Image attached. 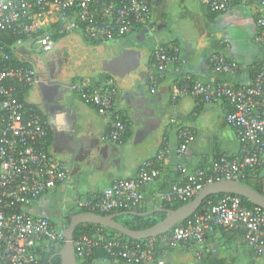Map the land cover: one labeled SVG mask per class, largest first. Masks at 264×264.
<instances>
[{"label":"built area","instance_id":"built-area-1","mask_svg":"<svg viewBox=\"0 0 264 264\" xmlns=\"http://www.w3.org/2000/svg\"><path fill=\"white\" fill-rule=\"evenodd\" d=\"M233 1L253 3L260 7L257 17L258 33L255 40L264 45V0H203L212 12L226 11ZM152 0H0V264H40L37 252L61 248L66 241L63 229L47 218L31 215L29 206L49 193L56 185L66 182L72 169L50 151L51 124L45 114L21 91L38 82L35 69L38 53L48 54L57 44L49 28L56 26L61 34L79 31L87 42L105 43L129 34L133 28L145 25L151 17ZM39 33L40 31H42ZM15 37L9 42V36ZM9 43H8V42ZM14 56L32 64L14 66ZM156 74L151 77L152 89L165 76L166 70L178 61L176 54L163 46L153 51ZM210 67L216 72L237 73L242 66L221 53L211 54ZM69 90L86 104L107 118L101 139L120 143L127 133L125 120L114 109L117 89L110 79L95 84L77 80ZM190 95L200 104L225 101L231 106L226 114L239 141L236 156H222L202 167L190 170L178 166L180 182L169 190L152 195L153 203L192 200L206 184L220 181H240L248 170L264 169V50L263 58L249 84L202 81H184L172 94ZM188 127L177 133L176 155L181 158L194 140ZM169 153L166 147L156 155L162 162ZM161 171L156 161H144L132 178H118L76 206L85 211L110 212L145 204L142 191L155 181ZM218 226L241 227L243 240L255 256L264 254V209L248 208L237 195L224 194L210 207L187 220L174 225L159 239L161 247L176 248L189 243V250L197 259L202 256L207 236ZM103 229H98L100 233ZM76 264H162L154 243L124 241L95 234H80L73 238ZM101 245L109 257L87 261L86 255ZM60 250V249H59Z\"/></svg>","mask_w":264,"mask_h":264},{"label":"crops","instance_id":"crops-1","mask_svg":"<svg viewBox=\"0 0 264 264\" xmlns=\"http://www.w3.org/2000/svg\"><path fill=\"white\" fill-rule=\"evenodd\" d=\"M260 11L258 5L241 1H233L226 11L216 13L210 11L203 0H152L151 17L147 24L133 28L123 37L97 43L103 45L102 48L81 47L77 37H70L69 45L71 41L75 42V47L82 53L78 52L69 65H64V81L70 84L85 80L84 82L92 85L106 78L110 79L117 89L114 109L127 120L128 133L120 143H106L101 139L106 130V117L71 91L59 97L53 96L54 110L51 113H62L63 117L59 124L60 135H56V121L45 114L51 124L50 151L62 159L72 172L66 182L56 185L29 206L28 212L47 218L58 228L66 226L67 216L77 207L78 200H86L103 191L115 179L134 177L140 165L147 160L156 161L161 166L155 181L142 190L147 197L145 204H150L149 198L152 195L167 191L180 182L179 165L193 170L211 163L220 155L236 156L240 144L234 129L225 119L231 110L230 105L225 101L200 104L190 95L178 96L172 100V94L184 81L199 80L210 85L218 82L235 85L251 83L254 68L263 58L264 45L255 40ZM109 42L111 45L107 50L106 44ZM160 45L176 54L178 61L166 70L164 78L152 89L151 77L156 74L153 51ZM129 50L135 52L125 58L126 62L130 59L134 61L129 62L132 65L130 69L119 68V63L106 69V64L110 66L118 55ZM214 53H221L237 62L242 70L233 74L214 71L208 63L209 56ZM88 62L95 66L89 68L86 65ZM37 74V84L29 88L25 95L36 106L41 99L42 86L48 83L44 72ZM29 92H32V98L29 97ZM63 103L67 106L62 110L60 106ZM147 104L153 110L149 117L142 113L144 109H138V105L144 108ZM71 110H74V115L70 114ZM87 111L93 113L88 114ZM67 112H70L69 116ZM70 115L77 116L78 135L75 138H97L100 144L96 151L105 155L89 162L87 167L93 170V176L105 174L107 183L100 187L90 184L83 195L80 194L78 183L87 167L78 163L71 166L67 152L73 141L70 138L73 131L70 132L67 120ZM183 127L192 129L195 137L188 144L185 154L178 158L177 133ZM166 147L169 153L162 162H158L156 155ZM262 172L264 173V169ZM69 189L76 196L72 199L70 208L64 205L61 207L63 215L59 217L53 209V199L60 196L68 200L66 195ZM242 232L241 227H236L233 232L216 229L210 233L203 246V261L184 246L164 252L160 259L162 264L168 261L170 264H253L256 257L245 249ZM96 264L104 263L98 261Z\"/></svg>","mask_w":264,"mask_h":264},{"label":"water","instance_id":"water-1","mask_svg":"<svg viewBox=\"0 0 264 264\" xmlns=\"http://www.w3.org/2000/svg\"><path fill=\"white\" fill-rule=\"evenodd\" d=\"M134 53L135 52L131 50L123 51L113 60L110 66L107 64L105 65L106 69L108 70L115 63L121 64V66L118 65V67L121 69L122 68L130 69L132 65H130L129 62L131 61L133 63L134 61L133 59H130V61L126 62L127 59L125 60V58L128 55H133ZM58 84L62 85L61 80H58ZM66 106L67 104L63 103L61 104L60 108L62 110L66 109ZM138 109L140 110L144 109L142 113L146 117L152 116L153 110L149 108L148 104L144 108L138 105ZM68 113L70 112H67V116H69ZM70 114L74 115V110H71ZM62 117H63L62 113L61 114L51 113L50 119L55 120L57 124L56 128L58 132L56 133V135H60L59 124L61 122ZM71 125L72 126L70 127V132L71 131L73 132L70 134V138H73V141H71L72 143L71 148L67 151L70 156V160H69L70 165L73 166L75 163H78L86 167V165L89 164L88 161H90L87 159H93V157H95L94 152L96 151L100 142L97 138H94L95 143L94 145L91 146L92 148L90 149L89 147H86L85 145H83L81 138L79 137L75 138V136L78 135L77 121L74 124L72 123ZM88 149H89L88 155L80 158L79 155L83 154L82 151ZM83 173L85 172L83 171ZM215 194L237 195L239 197H243L249 200L255 206H259L264 209V196L262 194L253 190L251 187L241 183L240 181L220 180L206 184L199 190L198 194L192 200L186 202L185 204H183L182 206L176 209H163L160 207H156L154 209L147 210L144 212L128 211V212H117V213H111L105 215L91 211H78L76 213L70 214L68 224L63 229V233L66 241L55 255H58L60 257V264H76V255L73 245V238H74V230L80 224L91 223V224H98L100 226L107 227L110 229H115L121 232L122 234H124L125 236H127L128 238L134 240L153 238L166 233L175 224H177L182 220L187 219L189 216H191L197 211V209L200 207L203 200L207 196L215 195ZM155 212H164L165 217L160 221H158L157 223H155L154 225L142 230L129 229L114 219L115 216H118L123 213L148 216Z\"/></svg>","mask_w":264,"mask_h":264},{"label":"trees","instance_id":"trees-1","mask_svg":"<svg viewBox=\"0 0 264 264\" xmlns=\"http://www.w3.org/2000/svg\"><path fill=\"white\" fill-rule=\"evenodd\" d=\"M48 31L52 32V39L54 40V42H58L63 37H65V34H61V33L57 32L56 26H54L52 28H49ZM41 32H43V30L40 31L39 33H41ZM15 39L16 38L13 37V35L12 36L10 35L8 41L9 42H14ZM10 54L12 55V58H11V64L12 65H14V66H28V67H32L31 63L26 62V61L18 60L14 56L13 52H11V50H10ZM258 66H259V62L256 64V66L254 68V72L255 73L257 71ZM255 73H254V75H255ZM81 81H85V80H81ZM92 83H93V81H92ZM26 91L27 90L21 91V93H20L21 97L26 93ZM120 117H122V116H120ZM122 118L125 120V122L127 124V120L124 117H122ZM127 133H128V125H127ZM127 133H126L125 137L127 136ZM220 157H222V156L221 155L217 156L215 158V160L219 159ZM229 157H233V156H229ZM262 170L261 169L248 170L247 173L245 174V176L240 179V182L245 184V185H247V186H249V187H251L253 190L257 191L258 193H260V194H262L264 196V173L262 172ZM101 193H102V191L98 192L97 194L99 195ZM223 195L224 194H215V195L207 196L203 200L202 204L200 205V207L197 209V211L194 214L189 216L187 219L178 222L175 225H184V224H186L187 220L191 219L196 214L207 210L210 207V203L216 202V200L218 198L222 197ZM240 198H241L242 204L244 206H246L248 208H252V207L255 206L249 200H247V199H245L243 197H240ZM185 203L186 202H183V201L161 202V203H153V202H151L150 204H139L137 206L130 207V208H118V209H114V210H112L110 212H98V211H95V212L105 215V214H111V213H117V212H128V211L144 212V211H147V210L154 209L156 207H160V208H163V209H176V208L182 206ZM77 209L79 211H85L82 208H77ZM69 216H70V214L67 216V221H66L65 225L68 224ZM164 217H165V213L164 212H155V213H153L151 215H148V216H141V215H138V214L123 213V214H120L118 216H115L114 219L116 221L120 222L121 224H123L125 227H127L129 229L142 230V229H146V228L154 225L155 223H157L158 221H160ZM98 229H103V230L100 233H97ZM216 229H220V231L228 233V232H233V230L236 229V228H234V227L232 228V227H228V226H218ZM80 234H89V235L90 234H95L98 237H100V235H102V236H105L107 238L119 239V240H124V241H128V242H132V241L149 242V241H151L152 243H154L155 251H158L160 256L162 254H164V252H166L168 250L176 249V248L182 247V246H184L186 249H189L188 247L190 245L189 243L182 242L176 248L161 247L159 245V239H160L161 235L153 237V238L134 240V239L128 238L127 236H125L124 234H122L121 232H119V231H117L115 229H110V228H107V227L100 226L98 224H91V223H85V224L78 225L75 228V230H74V238H76ZM208 236H207V239H208ZM59 249L60 248L58 247V248H55V249H51L48 252L39 251V249H37V252H38V254L40 256V259H39L40 260V264H60V257L58 255H55L59 251ZM245 249H247L249 251L251 256L254 255L253 252L251 251V249L246 244H245ZM202 255H204L203 254V250H202ZM102 257H109V254L106 252V250L101 245H99V246L95 247L90 253H88L86 255V260L87 261H93V260H97L98 261ZM204 259H205V256H204ZM200 261H203V256H201ZM104 264H109V263H104Z\"/></svg>","mask_w":264,"mask_h":264},{"label":"flooded vegetation","instance_id":"flooded-vegetation-1","mask_svg":"<svg viewBox=\"0 0 264 264\" xmlns=\"http://www.w3.org/2000/svg\"><path fill=\"white\" fill-rule=\"evenodd\" d=\"M75 42H72L70 45L66 41H63L62 44L59 47L54 48L51 51V57L49 60L46 61L44 73L47 76L48 83L42 86V95L41 99L38 103V108L47 116H51V112L54 110V103H53V96H62L65 94V92H69V85L64 81V75H63V67L64 65H67L69 62L68 60H74V52L73 51L75 47ZM68 50H71L69 53ZM71 62V61H70ZM58 80H61L62 85L58 84ZM77 116H70L67 120L69 122V127H71V124L75 123L77 120ZM83 145L86 147L92 148L91 146L94 145L95 141L93 138H81ZM110 143V142H106ZM83 154H80L79 157L82 158L84 156H87L89 153L88 150L82 151ZM95 157L93 159H87L90 160L88 162L101 159L102 157H105L104 154L100 151L94 152Z\"/></svg>","mask_w":264,"mask_h":264},{"label":"rangeland","instance_id":"rangeland-1","mask_svg":"<svg viewBox=\"0 0 264 264\" xmlns=\"http://www.w3.org/2000/svg\"><path fill=\"white\" fill-rule=\"evenodd\" d=\"M71 35V36H70ZM70 37H74L78 40L79 42V45L81 47H86V46H90V47H93L94 49L95 48H102L103 45L101 44H97L96 42H87L85 41L83 38H82V35L79 31H75L71 34H69L68 36H65L63 37L61 40H59L57 42V44L52 48V50L56 47H59L63 41H66L67 43H70L69 42V38ZM72 43V41H71ZM110 45L111 43H107L106 44V48L107 50H109L108 48H110ZM51 50V51H52ZM76 50V51H75ZM51 51L48 53V54H41V53H38V48L35 49V55H33L32 57L36 56L37 58L35 59L36 61V64H35V69H36V72L41 74L42 72H44V69H45V64H46V61L49 60V58L51 57ZM74 52V56L77 57L78 55V52L79 54H81L82 52L78 51V47L74 48L73 49ZM68 52L70 53L71 50H68ZM110 52V51H108ZM69 62L67 63V65H69L70 63V59L68 60ZM86 65L89 67V68H93L95 66V64H93L92 62H88L86 63ZM84 66V65H83ZM68 79V78H66ZM68 82L70 81V79L67 80ZM29 97L32 98L33 97V94L32 92H29ZM88 114L90 113H93L91 111H87ZM174 128H172L171 130V133L172 135L174 134V131H173ZM84 166V165H83ZM87 167V165H86ZM87 171V172H86ZM89 171V172H88ZM93 170H90V168H86L85 169V173L80 176V181H79V191H80V194L83 195V193L85 192V189L90 185V184H95L97 186H103L107 183L108 181V178L106 177L105 174H101V175H98L97 177L96 176H93L92 175V172ZM99 172V171H97ZM111 175H112V170H110L109 172ZM122 174V173H121ZM69 199L68 200H65L63 198H61L60 196H57L53 199V203H52V206H53V209H55V211H57V215L59 217H61L63 214H62V211H61V207L64 205L66 206L67 208H70L72 206V199L76 196L75 192L73 190H68L67 191V195H66ZM79 210L77 209V207L73 208L72 209V214L75 213V212H78ZM65 213V212H64ZM256 257V260L254 261L253 264H264V254L260 255V256H255ZM238 263V262H237ZM166 264H170V261H168V263Z\"/></svg>","mask_w":264,"mask_h":264}]
</instances>
